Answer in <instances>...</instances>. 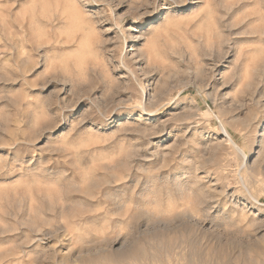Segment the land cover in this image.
<instances>
[{
    "label": "rangeland",
    "instance_id": "1",
    "mask_svg": "<svg viewBox=\"0 0 264 264\" xmlns=\"http://www.w3.org/2000/svg\"><path fill=\"white\" fill-rule=\"evenodd\" d=\"M0 264H264V0H0Z\"/></svg>",
    "mask_w": 264,
    "mask_h": 264
},
{
    "label": "bare ground",
    "instance_id": "2",
    "mask_svg": "<svg viewBox=\"0 0 264 264\" xmlns=\"http://www.w3.org/2000/svg\"><path fill=\"white\" fill-rule=\"evenodd\" d=\"M240 151H242L241 149H239Z\"/></svg>",
    "mask_w": 264,
    "mask_h": 264
}]
</instances>
